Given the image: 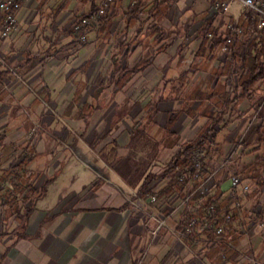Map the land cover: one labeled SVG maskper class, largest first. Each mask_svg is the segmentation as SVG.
Masks as SVG:
<instances>
[{
  "label": "crops",
  "instance_id": "obj_1",
  "mask_svg": "<svg viewBox=\"0 0 264 264\" xmlns=\"http://www.w3.org/2000/svg\"><path fill=\"white\" fill-rule=\"evenodd\" d=\"M183 2L194 14L185 25L184 35L179 39L182 44L178 46V39L166 44L155 54L152 63L134 76L123 90L111 91L107 88L104 77L108 47L96 46L95 33L90 35V42H94L86 47H75L77 44L70 34L74 44L65 46L60 51L55 50V54L48 56L52 58L46 64L39 65L28 75L18 73L16 76L12 73V77L0 81V130L3 126L6 128L7 122L3 120L13 117L14 113L10 108L14 102L29 104L26 117L45 120L58 116L66 119L69 129L61 125L57 130L67 133V146H72L68 150L73 151L90 167L97 169L96 167L103 166L106 169L102 171V179L99 181L89 179L80 186H76V181H73V185L67 188L59 186L62 175H54L52 183L46 188V195L37 201L34 212L23 227L19 228L18 223L13 226L0 223V264H264V188L258 197L261 203L255 208V212H262L261 217L258 222H251L249 225L240 226L235 223L240 235L238 244L221 262L218 255H208L204 248L209 245L206 236L190 241L170 232L179 230L183 220L181 211L169 217V229H162L157 237H153L157 223L150 215H166L169 208L162 207L165 200L156 207L151 202V196L155 193L170 195L173 192L169 189L173 172H166V164L180 151V145L196 139L201 129L209 128L214 123V119L211 120L208 116V107L201 106L198 110L192 108L190 112L184 108L187 94L194 88L196 81H199L197 77H190L194 57L201 48L200 30L206 18L204 16L213 12L209 0ZM90 9L91 3L82 0H26L17 14L18 25L12 37L3 39L0 36V55L4 57V62H0V71L9 69L13 72V67L22 63L27 54H43V50L50 49L52 44H58V40L63 43L68 38L73 18ZM116 11V14L120 13L119 9ZM194 29L193 36L190 31ZM135 48L129 55L132 53L138 60L141 57V46ZM189 69L190 74L187 73ZM98 87L103 88L98 99L105 103V107L91 111L88 115L76 114L77 118L73 111L67 112L65 118V110L60 107L61 104L64 106L76 97L80 103H90L93 88ZM167 87L170 92L164 91L163 94L162 89ZM257 87L258 95L253 104H258L260 95L264 93L263 81ZM203 89H206V84ZM177 90L178 95L175 94ZM182 90H186L183 96ZM45 102L55 108L52 113L37 109L38 104L41 106ZM112 103L115 104L114 110L111 108ZM125 104H129L131 112L117 124L120 120L117 111ZM149 104H155L157 111L149 113L154 120L147 124L146 133L152 132L154 136L158 134L156 141L164 143L153 150L133 139L140 126L139 120L145 114L143 106ZM198 104L200 102L196 106ZM249 107L250 104L244 102L241 107L244 111L242 116L234 114L230 121L216 126V142L220 150L217 160L222 162L226 159L233 144L247 129L255 109L249 110ZM179 112H182V116L170 128L167 121L170 116ZM79 118H88V126ZM5 128L3 132L7 135ZM60 132L57 131L58 135ZM13 134L15 133L11 136ZM18 134L23 140L28 137L27 132ZM261 137L264 138V108L256 125L248 133L244 148L249 150L248 155L237 159L235 169L253 163L257 157L262 156L264 159V142L260 143ZM101 138L105 141L109 139L104 145H109L110 139L113 144H117V148L113 147L117 155L112 162L98 157L93 159L91 154L88 155L91 151L89 146L96 144ZM41 140L39 136L35 148L42 158L47 146L43 141L40 144ZM249 142L252 145L247 148ZM144 152L150 153L149 158H155L147 169V165L138 158ZM56 156L50 153L46 159L54 162ZM168 158L170 161L163 163ZM87 159L91 163H87ZM41 160L37 158L31 165L32 169L42 165ZM142 164L145 169L141 167ZM158 169L163 172L152 175ZM257 176L264 179V166ZM40 179L38 176L35 186L42 184ZM146 179L149 184L141 191ZM230 186V180H227L222 184V190L229 192ZM97 190H100L101 200L93 195ZM87 191H91V194L85 196ZM81 195L84 197L81 198ZM182 195L178 192L172 194L169 197L170 206L178 203ZM241 199L246 208L252 204V200L246 195ZM132 201L139 203L141 208L135 207Z\"/></svg>",
  "mask_w": 264,
  "mask_h": 264
},
{
  "label": "trees",
  "instance_id": "obj_2",
  "mask_svg": "<svg viewBox=\"0 0 264 264\" xmlns=\"http://www.w3.org/2000/svg\"><path fill=\"white\" fill-rule=\"evenodd\" d=\"M85 3H91V9L87 13L76 15L73 18V24L70 28V34L78 38L74 32V25L77 24L81 18L90 16L96 9L98 3L97 0H82ZM178 0H140L136 6L130 7V0H128V9L125 11L124 16L118 19V14L110 10L107 15L102 19V27L96 30V40L102 39L101 45L108 47L111 42L117 48V51L113 53L111 57V78H113V85L117 90H123L125 86L133 79L134 76L143 72L153 61L155 54L159 53L166 44L164 41V34L162 25L167 19L171 18L172 7ZM210 8L211 3H210ZM116 10V9H115ZM206 17V18H205ZM213 13L204 16V23L200 30L202 36V43L199 52L195 55L191 70L192 79L197 77L198 82L194 84V88L187 94L184 102V108L189 112L193 109L198 110L201 106L208 107V116L211 120L214 119L213 126L205 127L201 129L196 139L184 142L180 145V151L174 158L172 168L168 170L169 173L175 169H190L188 172L187 180L185 183H179L174 178L171 179L169 189H172V194L175 192L183 194L182 197L191 192L196 187V182L193 179L194 168L191 162V150L195 146H201L207 149L209 154L208 165L214 166L219 163L217 152L210 150V138L213 136V142L216 143V126L221 122H228L234 114L242 116L244 111L241 109L244 102L250 104V108H255L253 104L254 99L258 95L257 84L264 80V49L257 51L256 55L253 54V49L256 47L254 42L248 45V49L243 55V49L241 48L235 57L236 67L235 73L239 75V79L235 84L233 96L229 99V76L231 74L230 62L219 58V50L211 56L210 51V38L209 34L217 35L218 32L213 27ZM122 24L121 28L120 25ZM1 25V23H0ZM146 26L147 35L143 33V28ZM1 27V26H0ZM131 29L136 31V36H142L144 40L132 46L130 42H125L128 38V34ZM1 36V35H0ZM2 38V37H1ZM94 42V41H93ZM79 43L78 45L87 46L89 43ZM162 45L155 49V46ZM142 47V56L131 64L127 59V55L130 54L133 47ZM135 48V49H136ZM39 54L29 53L25 56V60L22 63L14 66V69L22 75H28L32 73L36 67L43 63L44 59ZM219 58V60H218ZM190 69L188 74H190ZM12 77V72L9 69L0 71V81L5 78ZM194 83V82H193ZM206 84V89L203 86ZM193 85V84H192ZM183 87V86H182ZM180 89V87H179ZM175 94H179L178 90ZM200 102L198 106L196 103ZM79 104L78 97L73 100L69 105L67 112L76 105ZM195 107V108H194ZM95 108L94 110H96ZM221 110V113H218ZM182 116V112L170 116L167 121V125L172 128V124L176 123ZM172 126V127H171ZM263 131V129H262ZM214 134V135H213ZM3 137L0 135V182H7L9 186L1 190V197L3 202L0 204V209L5 215L6 220L8 217L15 218L20 224H26L32 213L35 210L38 200L46 195L47 186L52 183L53 179L48 180L40 188L35 186L33 173L31 172V165L35 160L34 148L30 146H24V143L17 144H5L3 145ZM264 142V138L261 137L260 143ZM23 149L24 155L20 154V150ZM34 154V155H32ZM240 155L238 158H240ZM233 160L225 169H223L216 177L214 186L212 187L211 194L206 198L204 204L199 208L200 215H204L206 206L210 203H215L217 206V223L222 224L225 227V233L215 246L207 245L206 249L208 255H218L219 262L225 259L229 252L236 249L238 244L239 231L236 229L237 225H249L251 222H258L262 212L259 210L255 212L261 202L259 196L263 192L264 179L257 176L259 170L264 166V159L262 156L257 157L255 161L242 168H236L237 159ZM235 175L238 176L242 184L250 187L249 191L245 192V195L252 202H256L254 206L246 208L245 205L237 207L234 201L230 198L229 193L222 190V184L230 180ZM149 180L146 179L141 187L147 188ZM146 190V189H145ZM149 193H152L151 191ZM163 193H155L159 200V206L162 200L165 203L162 207L168 209L169 197ZM242 200V199H241ZM169 215V210L167 214ZM235 223L237 225H235ZM204 236L207 237L209 242H213L217 239L212 231H208ZM200 237V236H199ZM198 236L190 237L188 240L196 241ZM248 264H252L249 262Z\"/></svg>",
  "mask_w": 264,
  "mask_h": 264
},
{
  "label": "built area",
  "instance_id": "obj_3",
  "mask_svg": "<svg viewBox=\"0 0 264 264\" xmlns=\"http://www.w3.org/2000/svg\"><path fill=\"white\" fill-rule=\"evenodd\" d=\"M26 0H0V23L1 37L8 39L16 31L18 25L17 14ZM140 0H130V7L136 6ZM213 12V27L217 35L209 34L211 41V56L219 50V58H222L231 64V74L229 76V99L233 96L235 84L239 75L235 73V57L239 50L243 49V55L251 42L255 43L253 54L264 49V0H209ZM116 0H100L95 11L75 24L74 32L77 34L79 43L87 42L91 32L102 27V19L111 10ZM218 58V60H219ZM259 103L255 106L252 118L249 121L245 132L233 144L230 153L226 159L213 167L208 165L209 154L207 149L201 146H195L190 153L191 162L194 168L193 179L196 187L186 193L178 203L173 206L169 204V215L151 214L150 218L157 223L153 232V237H157L162 229H169L168 219L174 213L181 211L183 220L179 230H170L172 234L179 237L204 236L208 231H212L217 239L209 242V245L215 246L225 233V227L217 223V206L210 203L203 208L204 215H200L199 208L204 204L206 198L211 194L217 175L225 169L233 160L238 158L244 151L247 136L250 130L256 125L260 114L264 108V93L260 95ZM221 113V110H218ZM218 129L216 128V131ZM214 135V134H213ZM210 150L217 152L214 137L210 138ZM216 139V136H215ZM190 169H175L172 177L179 183H185ZM229 196L237 207L241 206V197L250 187L242 184L238 176L233 175L230 178ZM3 199L0 196V203ZM151 202L159 207V200L156 195L151 196ZM135 207L141 208L137 202H131ZM252 264H260L252 262ZM262 264V263H261Z\"/></svg>",
  "mask_w": 264,
  "mask_h": 264
},
{
  "label": "rangeland",
  "instance_id": "obj_4",
  "mask_svg": "<svg viewBox=\"0 0 264 264\" xmlns=\"http://www.w3.org/2000/svg\"><path fill=\"white\" fill-rule=\"evenodd\" d=\"M183 1L184 0H178L177 2L174 3V5L172 7V14H171L172 16H171V18L167 19L164 22V24L162 25L163 34H164V41H162V42L164 44L173 43L174 41H177L176 39H178V41H177L178 46H180L182 44V43L180 44V42H182V41H179V39H181L182 38L181 36L184 35V33H183L185 31L184 28L187 26L186 24H187L188 20L191 19L193 14H194V11H192L191 9H188L186 3H184ZM115 9L116 10L119 9V11H120V14H118V19L122 18L124 16L125 11L128 9V1L127 0H116L115 4L113 5V11L112 10L111 11L112 12H117ZM121 26H122V24L120 25V28H121ZM195 29L193 31H190L191 34H193V36L195 34ZM93 33H96V31L91 32V34H93ZM143 33L145 35H147L146 26L143 28ZM90 35H89V37L87 39V42H89L90 39L92 38V37H90ZM95 36H96V34L94 35V37ZM142 36H144V35L140 34V36H136V31L134 29H131L129 34H128V38H127V40L125 42H127V43L130 42L132 44V46H134L135 44H138V42H140L141 40H144L143 41V44H144L145 43V39H143ZM10 37H12V35ZM70 37L71 36H70V32H69L67 40H64L63 43L62 42L59 43V40H58V44H56L54 42L55 44L54 45L52 44L50 46V49L43 50L44 53L43 54H39L40 56H42L41 58L44 59L43 63H41L40 66L46 64L47 61H49L52 58V57L48 58V56L55 54V52L57 50L60 51V49L62 50L63 48H65V46L74 44L73 41L71 40L72 37L71 38ZM73 39H74L75 44H77L75 47H77L79 42L77 41V38L74 37V36H73ZM101 43H102V39L101 38L97 39L96 46L98 48H106V47H103L101 45ZM160 46H162V45L160 44L158 46H155V49L159 48ZM83 47H86V46H83ZM116 51H117V48L111 42V44L107 48V54L105 56V64H106L107 71L105 73L106 77H104L105 78L104 80L107 82V88H109L108 90H111V91H115L116 90L115 86L113 85V81H112L113 78L110 77L111 76V71H112L111 57H112L113 53H115ZM140 51H141L140 56H142V54H143L142 47H141ZM127 57H128L127 59L129 60V62L131 64L134 63L137 60V56H133L132 53H131V55H127ZM184 61H186V60H184ZM0 62H4V57L1 56V55H0ZM6 63L9 64V62H6ZM13 69H14V67H13ZM12 73L16 74V76L18 75V72L15 69H14V71ZM190 78H192V76ZM263 83H264V80H263ZM176 87L178 88V86H176ZM93 89H94V93H93V96H92L93 98H91V100H90L91 102L90 103L83 104V103L79 102V104H76L74 106V108L72 107L68 113L73 111L74 114H75L74 117L77 118L78 115H76V114H80V116H83V114H87L88 115V114H91L90 113L91 111H97V110L105 107V103L101 102V100L98 99L100 97L99 96L100 92H101V90H103V88L102 87H100V88L98 87V88H93ZM181 89L182 88H180V90ZM186 90H187V88H186ZM111 91H109V93ZM164 91H165V93L166 92L169 93L170 92V88L167 87L164 90L162 89L163 94H164ZM185 91L182 90V92H181L182 96H183V94H186ZM72 102H69V103L65 104L64 106H62L63 104H61V106H60V107H64L65 118H67L66 113H67V110L69 108V105ZM27 106H29V104H24V103L21 104L20 102H14L11 105L10 109L14 113L13 117L3 120V122H7V123L5 125L6 128L3 126L2 127L3 129L0 130V132H2V133H0V135H2V137H3V141H2L3 145H5V144H17V143H21L22 144V143H24L23 147L28 145V146L34 148V150H35L34 154L35 155L34 154H32V155L35 156V160L38 158V159H42L41 162H43L42 165L41 164L39 166L37 165V167L35 169H32V167H31V172L34 174L33 175V177H34V181L33 182H35V180L37 179L38 176L41 177L40 182L42 184L40 186H38L39 188L42 185H44L48 180L52 179L54 175H58V174L62 175V179L59 182V186L60 187H64V188L72 186L73 185V181H76V186H80L82 183H87V181L89 179H91L92 181H94V180L99 181V180L102 179V175H103L102 171L105 169V167L98 166V167H96L97 169H95L93 167H90L89 165H87L84 162H82L77 157V155L75 153H73V151L68 150V148L72 149V146H67V144L69 142L68 141L69 137H67V133L66 132L65 133L64 132L61 133L60 130H57V129H59V127L61 125H63L64 127L69 129L68 122H66V119H64L63 117H60V116H59L60 118H58V116L57 117L55 116L56 118H54V119L48 118V119H45V120L39 119V118L37 119V118L26 117L25 113L28 110ZM113 106H115L114 103H112V107H111L112 109H113ZM154 107H156V108H154ZM38 108L39 109L41 108L40 112L41 111L42 112L43 111H45V112L46 111H50L51 113L55 109L54 107L51 106V104H49L47 102L42 103L41 106H39V104H38L37 109ZM95 108H97V109L94 110ZM143 110H144L145 114L139 120L140 121V126L137 129V133L133 136V139H134L135 142L140 143V144L144 145L145 147H148V149L150 148L151 150H153L155 147H158L159 145L160 146L164 145V143L156 141L157 138H158V134H156L154 136V134L152 132L151 133H146V131H148V128H146L147 124H150L154 120L153 116L149 115V113L157 111V106H155V104L145 105V106H143ZM130 112H131V108H130L129 104L122 105L120 107V109H118V111H117V113H118V115L120 117V120L117 121L116 123L118 124L122 120V118L126 114L128 115ZM79 119L83 120L85 125L88 126V122H89L88 118H79ZM4 128L7 130L6 131L7 135H4L5 134L3 132ZM56 130L59 131L61 134L59 133V135H58ZM13 132L15 134H17V135L13 134L11 136V134ZM19 132H22V133L27 132L28 133V137L26 138V136L24 135V138H26V139L23 140L21 138L22 136H18ZM217 134H218V132H216V135ZM39 136L42 139L40 144L44 142V143H46V146H47L46 152H45L44 155H42V158L38 156V153H37L36 148H35L37 146L36 145V140H37V138ZM107 141L109 142V139L105 141V139L103 140L101 138L100 140L98 139L96 144L92 143L89 146L92 152L89 151L88 155L91 154L93 159L98 157V158H102V159H104L106 161L108 160L109 162H112L113 159L117 155V151H116V149L113 150V147L115 146L117 148V144H113V142H111V139H110V144L109 145H104ZM251 145L252 144L249 142L246 147L248 148ZM39 146L41 147V145H39ZM2 149L3 148H1L0 151ZM218 150H219V148H218ZM248 151L249 150H247V151L244 150L243 151L244 153H242L241 155L242 156L248 155ZM50 153L51 154L53 153L54 155L55 154L57 155L56 158H55V161L53 160L54 162H48L47 159H46L47 158L46 156L49 155ZM20 154L24 155L23 149L20 150ZM149 154L150 153L144 152V153H142L141 155L138 156L140 161H143L144 164L147 165L146 169L155 160V158H153V156H151V158H149L150 157ZM242 156H241V158H242ZM66 157H68V158L66 160H63V158H66ZM70 157H72V158L69 161L68 159ZM174 157H173V159H172V161L170 163H168V161H170L169 158L165 159L163 161V163H166V162L168 163V164H166L167 167L166 168L164 167L165 169H167L166 172H168V170L170 168H172L173 163H174ZM35 160L33 161V163L35 162ZM86 161H89L87 163H91L90 159H87ZM219 163H221V160L219 161ZM144 164H142L141 167H144V169H145V165ZM240 167L242 168L244 166H240ZM150 170H154V169L150 168ZM153 172H155V173H153L152 175L160 174L163 171H162V169H158V170L153 171ZM0 174H1V172H0ZM162 174H165V173H162ZM168 174H169V172H168ZM7 186H9V183L0 182V195H1V190L5 189ZM102 191H103V189L101 190V192ZM229 191H230V189H229ZM99 192H100V190L94 191L93 195L101 200L102 196L99 195ZM88 194H91V191H87V193L86 192L84 193L85 196L88 195ZM84 195H81L80 197L82 198V197H84ZM97 201H98V203H100L98 199H97ZM255 203L256 202H252V204L249 207L254 206ZM0 223L1 224L12 225V226L15 225L16 223L20 224L19 221L17 219H15V218L8 217V219L6 220L5 215H4V213L2 212L1 209H0ZM23 226H24V224H20L19 228H21ZM0 233H2V232H0ZM2 236L4 237V234H2ZM248 263H243L242 262L240 264H248Z\"/></svg>",
  "mask_w": 264,
  "mask_h": 264
}]
</instances>
